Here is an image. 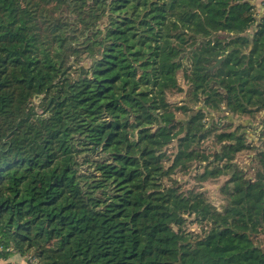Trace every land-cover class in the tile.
Returning <instances> with one entry per match:
<instances>
[{"label":"trees","instance_id":"obj_1","mask_svg":"<svg viewBox=\"0 0 264 264\" xmlns=\"http://www.w3.org/2000/svg\"><path fill=\"white\" fill-rule=\"evenodd\" d=\"M220 111L264 112L252 0H0V262L264 264V120L250 177L244 126L198 148ZM195 164L231 173L220 211L170 179Z\"/></svg>","mask_w":264,"mask_h":264},{"label":"rangeland","instance_id":"obj_2","mask_svg":"<svg viewBox=\"0 0 264 264\" xmlns=\"http://www.w3.org/2000/svg\"><path fill=\"white\" fill-rule=\"evenodd\" d=\"M254 4V12L257 15L260 11L264 12L261 9V5L264 0H252ZM254 27L248 31V34L253 32ZM85 56H83L84 58ZM185 59L183 60V63ZM178 83L181 87V92L172 91L168 93L167 99L169 102L174 104H180L181 101H189V86H187L186 81L183 78L182 70L178 72ZM37 100L34 101L36 104ZM179 115V114H178ZM211 117H214V122L220 119V125L217 126L216 131H214L204 142L199 145V150L206 154L212 153L214 149H217L219 145L216 144L215 134L221 133L223 131H233L237 129L238 126H244V130L247 134V143L250 144V148L240 152L236 158L233 160L234 168L246 170V173L250 177H254L255 169L257 168V154L259 149V143L256 141V135H260L261 123L264 120V112H258L253 116L245 117H232V125L229 127L228 120L225 118L226 114L223 111L215 112L210 114ZM177 142L173 141L166 149V155L172 158L176 152ZM170 162L165 160V166H169ZM203 172L202 168H199L196 164L190 166L187 170L177 169L174 174L171 175L170 179H173L181 187V190L184 192L187 191H201L204 193L206 201L212 207H215L220 211L221 207L224 204L223 197L220 193V189L223 183L231 176L230 174L222 175L218 178H210L206 181H198L196 177ZM257 194V191L255 192ZM264 199V197H262ZM187 222L183 225V230L193 231L194 233H202L200 224L197 223L196 219L192 217H186ZM202 225V224H201ZM206 226V224H203ZM256 240L260 242V245L264 248V230H261L256 236ZM21 257V256H20ZM23 260L24 258L21 257ZM22 264H26L22 261Z\"/></svg>","mask_w":264,"mask_h":264},{"label":"built area","instance_id":"obj_3","mask_svg":"<svg viewBox=\"0 0 264 264\" xmlns=\"http://www.w3.org/2000/svg\"><path fill=\"white\" fill-rule=\"evenodd\" d=\"M22 261L25 262L26 264H36L35 260L30 259V257L27 259L24 258ZM7 263L16 264L14 262H11V260L6 261V262H0V264H7Z\"/></svg>","mask_w":264,"mask_h":264},{"label":"crops","instance_id":"obj_4","mask_svg":"<svg viewBox=\"0 0 264 264\" xmlns=\"http://www.w3.org/2000/svg\"><path fill=\"white\" fill-rule=\"evenodd\" d=\"M10 260H11V262H14L16 264H22V259L19 255H15Z\"/></svg>","mask_w":264,"mask_h":264},{"label":"water","instance_id":"obj_5","mask_svg":"<svg viewBox=\"0 0 264 264\" xmlns=\"http://www.w3.org/2000/svg\"><path fill=\"white\" fill-rule=\"evenodd\" d=\"M222 60H223V58H218V59H216V64H215V66H217Z\"/></svg>","mask_w":264,"mask_h":264}]
</instances>
